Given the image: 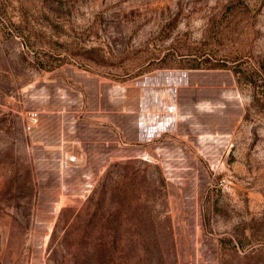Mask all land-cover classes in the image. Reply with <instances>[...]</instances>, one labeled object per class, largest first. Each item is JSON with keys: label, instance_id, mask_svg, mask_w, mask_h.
Listing matches in <instances>:
<instances>
[{"label": "rangeland", "instance_id": "1", "mask_svg": "<svg viewBox=\"0 0 264 264\" xmlns=\"http://www.w3.org/2000/svg\"><path fill=\"white\" fill-rule=\"evenodd\" d=\"M0 264H264V0H0Z\"/></svg>", "mask_w": 264, "mask_h": 264}, {"label": "built area", "instance_id": "2", "mask_svg": "<svg viewBox=\"0 0 264 264\" xmlns=\"http://www.w3.org/2000/svg\"><path fill=\"white\" fill-rule=\"evenodd\" d=\"M39 119L37 116H33L30 118V125H29V129L34 128L38 125ZM77 161V156L76 155H68V154H63L61 156V163L62 165H69L72 163H75Z\"/></svg>", "mask_w": 264, "mask_h": 264}, {"label": "crops", "instance_id": "3", "mask_svg": "<svg viewBox=\"0 0 264 264\" xmlns=\"http://www.w3.org/2000/svg\"><path fill=\"white\" fill-rule=\"evenodd\" d=\"M79 152L77 153V155L79 156V163H86L87 159H86V153L85 150H79L77 149Z\"/></svg>", "mask_w": 264, "mask_h": 264}, {"label": "trees", "instance_id": "4", "mask_svg": "<svg viewBox=\"0 0 264 264\" xmlns=\"http://www.w3.org/2000/svg\"><path fill=\"white\" fill-rule=\"evenodd\" d=\"M102 245V244H101ZM103 246V245H102Z\"/></svg>", "mask_w": 264, "mask_h": 264}]
</instances>
